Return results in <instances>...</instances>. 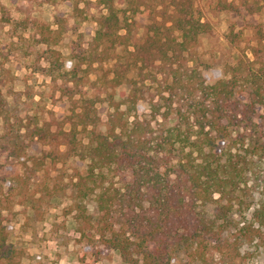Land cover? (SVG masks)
Listing matches in <instances>:
<instances>
[{"label":"trees","instance_id":"1","mask_svg":"<svg viewBox=\"0 0 264 264\" xmlns=\"http://www.w3.org/2000/svg\"><path fill=\"white\" fill-rule=\"evenodd\" d=\"M122 1H76L74 16L96 28L72 25L68 67L57 48L67 17L53 28L0 0V264L25 256L9 240L14 205L41 212L62 195L80 240L125 264L264 248V0ZM221 13L234 17L227 52L208 54ZM13 58L49 78L51 98L68 102L62 115L30 112ZM72 159L83 167L66 182Z\"/></svg>","mask_w":264,"mask_h":264},{"label":"rangeland","instance_id":"2","mask_svg":"<svg viewBox=\"0 0 264 264\" xmlns=\"http://www.w3.org/2000/svg\"><path fill=\"white\" fill-rule=\"evenodd\" d=\"M11 5L16 16H25L31 14L40 20H43L56 28V17L65 16L68 19L66 32L63 34L57 48L66 57L67 65L70 66V42L75 38L72 25H78V31L86 35L94 33L96 24L91 21H81L74 16V6L78 1L80 7L85 6V0H2ZM120 5L123 1L119 0ZM95 8L92 12H96ZM264 23V12L255 16ZM214 25V35L204 37V48L207 53L222 50L227 52L225 45L226 34L229 30V24L234 19L231 14L221 13L212 17ZM3 41V40H2ZM2 43V42H1ZM11 70L19 76V84L16 90L23 94L22 101L27 96H33L30 112L38 111L49 114L52 111L56 116L62 115L68 102L65 100L57 101L51 98V82L43 73L33 69L26 68L19 60L12 59L8 63ZM209 76L216 79L222 75L219 66L208 72ZM23 107V104H20ZM144 104H142V107ZM100 113L106 119L107 106H100ZM42 146L39 143H33L29 148L31 153H39ZM83 167L81 161L72 159L65 165L68 174H65L66 182L69 180V174L72 168ZM8 186H5L7 190ZM19 199V197L17 198ZM71 200L68 196L62 195L56 198H50L49 202L43 203L41 212L32 209L30 206L16 203L14 205L15 219L8 223L9 240L15 244L21 245L25 249V256L22 259L23 264H125L115 249L106 248L102 244L80 240V234L76 231V222L72 213L69 212ZM94 202H90V210L94 209ZM212 212V208H208ZM252 211V210H251ZM250 211V212H251ZM236 218L239 215L235 214ZM243 254L247 257L243 260L242 256L209 254V264H264V248L256 250L254 246L246 247ZM179 264H188L189 258L181 254ZM197 264V263H195Z\"/></svg>","mask_w":264,"mask_h":264}]
</instances>
